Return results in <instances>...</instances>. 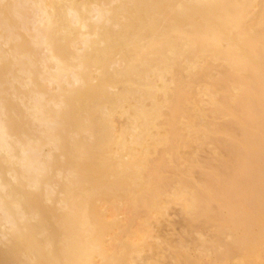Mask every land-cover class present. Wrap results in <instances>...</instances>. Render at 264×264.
<instances>
[{"label": "bare ground", "instance_id": "1", "mask_svg": "<svg viewBox=\"0 0 264 264\" xmlns=\"http://www.w3.org/2000/svg\"><path fill=\"white\" fill-rule=\"evenodd\" d=\"M161 119L228 151L184 161L173 197L230 240L177 263L264 264V0H0V263L120 264L98 202L164 197L151 155L183 135L140 132Z\"/></svg>", "mask_w": 264, "mask_h": 264}, {"label": "rangeland", "instance_id": "2", "mask_svg": "<svg viewBox=\"0 0 264 264\" xmlns=\"http://www.w3.org/2000/svg\"><path fill=\"white\" fill-rule=\"evenodd\" d=\"M253 12L256 13L257 8H255V10H253ZM216 72H217V70H216ZM159 82L160 81H158V83ZM52 88H53V86H52ZM119 88H121V85H119L118 88L116 87L115 89L117 90ZM148 104H149V101H148ZM125 108H128V104L125 106ZM119 111H120V113L117 112L113 117L114 125L116 126L117 135H120L124 128L129 127L132 124L130 122L131 119H128V117H126L127 115L123 116V114H121L122 111L121 110H119ZM182 123L183 122H180L179 124L176 125V127H174L177 129H174V128L170 129V126L168 127L169 124H167L165 122V120L163 121V119H161L157 122V125H159V126L153 127L154 129L152 127H149V128L144 127L143 128L140 125L143 128V129L140 128V132L141 133L142 132L148 133L147 137H149V135H152V134H154V137L160 136V134H161V136L164 134L166 135L167 132L169 134L170 131L171 132L177 131L180 135H183L181 139H178V141H177L178 145L176 146L177 148H175L174 150H171L170 146L167 144H166L167 146H165V144H163V145L160 144L161 146L159 145V151L154 152L153 155H151L152 158L156 157L155 162L152 164H157L160 161H162V164L165 163V164H163L164 167L161 170L162 175L164 177L169 176L168 178L165 177L166 179L164 178V180L161 182L162 188L163 189L165 188L166 190L168 189V191H164L165 189L163 190L162 194L164 197H162V195L159 196L162 198L158 197L160 200L158 199V201H157L158 203L156 205H151L148 207L141 205V207L139 206V208L136 209L135 211L129 212V210L127 208V199H125L122 196V194H120L121 193L120 190L115 191L117 193V194L115 193V196L116 197L118 196L120 199L118 197L116 198L115 196H113V194H109V195H106V199H100V202H98L101 205V209L106 212L105 229L103 231L104 244L108 248L110 247V249L116 248L117 250H119L120 253L118 254L117 257L119 259L118 263H120V264H154V263L155 264H179V263L185 264V262L177 263L178 262L177 261L178 260V251L183 249V247H184V249L186 248L187 250H191V249H192V251L194 250V258H196L195 255L197 253H199L198 250H200V249L203 250L204 248L205 249L207 248V245H208L207 241L208 240H219L223 244L228 243V241L230 240V236H227V234L225 236H219L217 231H216L215 226H213L214 225L213 223H209V222L205 223L207 221H204L205 219L203 220V218H200V219L195 220V221H192L191 219H189V217L186 216L185 211L183 210V205L181 206V204L183 203L182 200L177 198V197L175 198L176 199L175 200L173 197V193H174L173 191H177L178 189H180L182 187V186L179 187L180 185L175 186L176 185L175 179H176L177 184L182 185L181 182L178 183L177 177H178V179L179 178L181 179V177H184V176L180 175L178 170H180L181 167H184L183 164H185L188 159L191 162H197L198 161L200 164H206L208 162V164L212 165L217 170L222 171V167H221L220 161H219L220 157L221 156H223V157L228 156V154H227L228 151L219 145V141L216 138H214V137L203 138V136L200 133H198V134L194 133V134H196V136L194 134H191V133H190L191 134L190 135L189 132L187 131L188 129L185 125L186 123L185 124H182ZM220 123L222 125H226L225 121H221ZM146 129H150V130L147 132ZM151 129H153V130H151ZM141 130H143V131H141ZM137 131H139V128L137 129ZM155 134L157 136H155ZM191 136H193V137L195 136V139ZM152 138H153L152 136L149 137V139H152ZM149 141H151V140H149ZM173 141L175 142V140H173ZM216 146H218V147H216ZM163 150H166L167 153H166V151H163ZM168 150H170V151H168ZM159 152L162 153V155L165 152L164 154H166V155H163V158H162V156ZM169 152H172V156ZM156 153H158V156ZM159 156H160V158H159ZM164 157H166V159ZM196 159H197V161H196ZM192 160H194V161H192ZM184 161H186V162H184ZM182 162H184V163H182ZM218 162H219V164H218ZM176 163H178V164H176ZM214 164H216V165H214ZM165 165H167L168 167ZM177 165H179V167ZM165 167H167V168H165ZM169 167H171V168H169ZM176 168H178V169H176ZM166 169H167V171H166ZM176 170H177V172H176ZM174 172H175V174H174ZM145 174L148 175V173H145ZM175 175H176V178H175ZM192 175H191L192 178L196 181H197V179H198V181L203 179V175H201V172H199L198 170L194 171L192 173ZM184 178H186V177H184ZM180 179H179V181H180ZM170 180H171V183L169 182ZM164 184L167 187H165ZM170 185L174 186V187H172V189H171ZM175 188H177V190ZM170 190L172 193L169 192ZM141 191L135 189L134 193L136 192L135 195L138 196V195H141L143 193V190H141ZM165 192H167V193L165 194ZM131 194H133V193H131ZM152 206H155V207L151 208ZM149 207H150V209H149ZM132 213L134 215H132ZM130 215H132V216L130 217ZM118 220H119V222H117V224H116V221H118ZM4 224L5 223L2 224L0 222V231L1 232H3V231L5 232L6 229H4V228H7V226ZM2 225L5 227H3ZM203 232H204V234L205 233L206 234L204 235ZM2 236H3V233L0 234V237H1L0 241L1 242L3 239ZM7 238H9V236ZM206 238H207V241L204 240ZM129 239H130V241H129ZM205 241H206V243H204ZM1 242H0V247H1L0 252L5 250L2 247V245L4 247H5V245ZM125 242L126 243L132 242V245H134L133 248L132 247L129 248L131 252H129V250H128L129 253H127L126 255L124 253V248H126V245H127ZM139 247H141V248H139ZM131 248L133 249V251L131 250ZM136 250L139 252H137ZM173 253L176 256H174ZM137 256H139V257H137ZM95 258H96L97 263L100 264L102 261L100 256H95ZM179 258H180V261H182L181 258H183V257H179ZM3 261H5L4 264L5 263L11 264L10 259H5V260L3 259ZM207 262H209V260H207V261L204 260V261H202V264H209ZM0 264H3V263H0ZM12 264H16V263L12 262Z\"/></svg>", "mask_w": 264, "mask_h": 264}]
</instances>
